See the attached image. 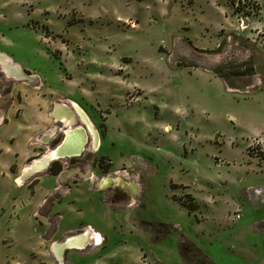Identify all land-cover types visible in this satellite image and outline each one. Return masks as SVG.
<instances>
[{
    "label": "rangeland",
    "instance_id": "rangeland-1",
    "mask_svg": "<svg viewBox=\"0 0 264 264\" xmlns=\"http://www.w3.org/2000/svg\"><path fill=\"white\" fill-rule=\"evenodd\" d=\"M1 53L0 264H264V0H0ZM71 126L80 153L17 184Z\"/></svg>",
    "mask_w": 264,
    "mask_h": 264
},
{
    "label": "bare ground",
    "instance_id": "bare-ground-1",
    "mask_svg": "<svg viewBox=\"0 0 264 264\" xmlns=\"http://www.w3.org/2000/svg\"><path fill=\"white\" fill-rule=\"evenodd\" d=\"M3 60L4 61H2L0 59V64H2V66L7 62V59H3ZM72 104L74 106H77V104L75 102H72ZM61 108H63L62 105H60V108H57L54 113L57 114V118L62 119L64 121V123H66L69 121V119L71 117L65 111H59ZM82 116H83V114H82ZM85 139H86V135L81 130L70 131V128H68V131H67V134H66V137L64 139L63 144L61 146H59V148H54L53 150H50L48 152V154L44 155L42 158H39V159H43V160H40V161H37V160L34 161L33 160L34 162L25 166L22 174L21 175L19 174L20 176L15 181L17 183H19V185H22L24 183V181L26 180V178H28L34 172L41 170L45 166H48L49 161L52 158H56L59 155H63L66 153L67 154H73L75 151H79L81 149V146L83 145ZM109 183H110V178H105L103 180V185H108ZM90 234H91V232L89 230H87L84 233L77 235L76 237L75 236L67 237L66 241L65 240L62 241L63 244L55 243L52 246L55 258H57V256H60L62 254V250H63L62 246L67 245L70 242H71L70 244L74 245L75 248H77L79 250L83 249L85 247V245L89 244V242H90V240H89ZM96 236H97L95 238V239H97L96 243L99 244L101 241V237L99 235H96ZM86 239H87V242L84 243ZM82 241H84V242L82 243ZM61 247H62V249H61ZM59 250H61V251H59Z\"/></svg>",
    "mask_w": 264,
    "mask_h": 264
},
{
    "label": "crops",
    "instance_id": "crops-1",
    "mask_svg": "<svg viewBox=\"0 0 264 264\" xmlns=\"http://www.w3.org/2000/svg\"><path fill=\"white\" fill-rule=\"evenodd\" d=\"M8 55H10V54L9 53L8 54H2V53L0 54V56H3L5 59H7L10 62L14 61L16 66H19L20 68H23L22 63L20 61H15L13 57L12 58L10 57L12 55H10V56H8ZM38 81H40V82L42 81L40 76H39V80ZM29 82H31V81H29ZM32 93L33 94H30V97L28 96L30 98L29 101L26 99V101H23V103L21 105L24 108L29 107L30 109H33L34 113L37 114L39 116V118H40V123L38 124V126H39L38 129L35 128L33 130V129L27 128L28 133L25 134V135H27V139H28L29 143H31L30 144L31 146L33 145L32 143H34V137H36L35 138V140H36L35 144H38V143L45 144V141L44 140L42 141V139L39 138V135H41L43 133L42 129L45 126L46 121H47L46 112H47V108H48L47 99H46V97L42 96L43 95L42 92H39V93L38 92H32ZM3 99H5V98H3ZM71 100L72 99H68V102H71ZM72 101H74V99ZM14 102L15 101L13 100V103H12L13 105H14ZM12 104H10L11 106H8V109H6V107L0 105V126L5 124V122H6V114H7L8 111L10 112V109L12 108ZM65 105L69 106L68 104H65ZM36 132H40V133L37 134ZM28 146H29V144H28ZM35 155H36V152L34 151V148L30 147V146H29L28 149H25L24 151H22L21 153H18L16 155L17 156L16 158L20 159V163L10 166V170H12V172L15 173L14 176H13L14 180H16L22 174L24 167L27 166V164H26L27 161L29 159L35 157ZM17 184H19V183H17Z\"/></svg>",
    "mask_w": 264,
    "mask_h": 264
},
{
    "label": "flooded vegetation",
    "instance_id": "flooded-vegetation-1",
    "mask_svg": "<svg viewBox=\"0 0 264 264\" xmlns=\"http://www.w3.org/2000/svg\"><path fill=\"white\" fill-rule=\"evenodd\" d=\"M7 63H8V61L2 66L4 69H6L7 68ZM8 72V71H7ZM74 102V101H73ZM72 103V102H71ZM60 105H62L63 106V108H61L59 111H65L66 113H68L69 115H70V119H69V121L72 119V117H73V110H72V108H71V106L70 107H68L67 105H65V104H60ZM73 105V104H72ZM77 107H78V105H77ZM77 109H79L80 110V108H77ZM78 110V111H79ZM80 113H82L83 114V116H84V113H83V111H79ZM57 118V117H56ZM84 118V117H83ZM57 121H61L62 123H64V121L62 120V119H57ZM67 123V122H66ZM89 124V123H88ZM74 130H81L85 135H86V139L84 140V143H83V145L81 146V149L84 147V146H86L87 144V139H88V136H87V131H86V129L85 128H81V126H77V127H70V131H74ZM67 131H68V128L66 129V133H65V137H66V134H67ZM94 134V133H93ZM49 138V135L48 136H46L45 138H43V140L44 139H48ZM38 141V140H37ZM94 144V145H93ZM94 146H96V151L97 150H99L100 149V147H101V145L100 144H98V138L96 137V135L94 134V141H92L91 142V149H93V147ZM81 149L79 150V151H75L73 154H68V156H77V154H79V152L81 151ZM50 150H53V149H49L44 155H46V154H48V152L50 151ZM67 154V153H66ZM43 155V156H44ZM59 156H61V155H59ZM72 158V157H71ZM55 159H58V157H56V158H52L50 161H49V163L51 162V165L49 166V167H51V166H53L52 164H55L56 163V161H55ZM54 160V161H53ZM105 179V178H104ZM103 179V180H104ZM102 183V187H106V186H110V185H112L113 184V182H112V180H111V178H110V183L108 184V185H103V181L101 182ZM116 187H118L117 185H115Z\"/></svg>",
    "mask_w": 264,
    "mask_h": 264
},
{
    "label": "water",
    "instance_id": "water-1",
    "mask_svg": "<svg viewBox=\"0 0 264 264\" xmlns=\"http://www.w3.org/2000/svg\"><path fill=\"white\" fill-rule=\"evenodd\" d=\"M83 117V116H82ZM81 128H83V127H81ZM66 133V132H65ZM64 139H65V134H64V136H63V138H62V140H61V142L58 144V146H56L55 148H59V146H61L62 144H63V142H64ZM80 153V152H79ZM66 156H68V154H63V155H61V156H58V158H62V157H66ZM40 160H43V159H39V160H37V161H40ZM35 161V160H34ZM33 161V162H34ZM76 237V236H75ZM72 238V237H71ZM74 238V237H73ZM66 241V240H65ZM84 241H82V243H83ZM87 242V239L85 240V242L84 243H86ZM71 243V242H70ZM69 243V244H70ZM58 244H63V242H60V243H58ZM69 244H67V245H63L62 247H63V250H62V254L60 255V256H57V260H58V262L59 263H61L62 262V260H63V258H62V256H63V253H64V250L65 249H67V248H74L75 246L74 245H69ZM87 245V244H86ZM62 247H61V249H62ZM59 251H61V250H59Z\"/></svg>",
    "mask_w": 264,
    "mask_h": 264
}]
</instances>
